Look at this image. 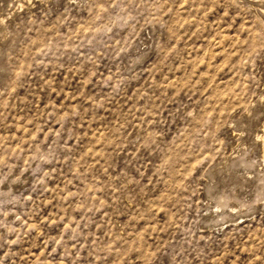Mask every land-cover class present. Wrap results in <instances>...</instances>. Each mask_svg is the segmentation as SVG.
<instances>
[{
    "label": "rangeland",
    "instance_id": "rangeland-1",
    "mask_svg": "<svg viewBox=\"0 0 264 264\" xmlns=\"http://www.w3.org/2000/svg\"><path fill=\"white\" fill-rule=\"evenodd\" d=\"M0 264H264V0H0Z\"/></svg>",
    "mask_w": 264,
    "mask_h": 264
},
{
    "label": "bare ground",
    "instance_id": "bare-ground-1",
    "mask_svg": "<svg viewBox=\"0 0 264 264\" xmlns=\"http://www.w3.org/2000/svg\"><path fill=\"white\" fill-rule=\"evenodd\" d=\"M262 10V9H261Z\"/></svg>",
    "mask_w": 264,
    "mask_h": 264
}]
</instances>
